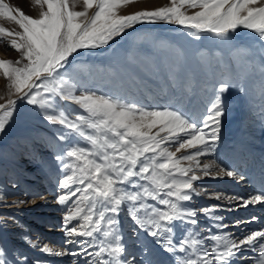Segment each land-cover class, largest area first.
Listing matches in <instances>:
<instances>
[{
	"label": "snow or ice",
	"instance_id": "6c2138e0",
	"mask_svg": "<svg viewBox=\"0 0 264 264\" xmlns=\"http://www.w3.org/2000/svg\"><path fill=\"white\" fill-rule=\"evenodd\" d=\"M35 2L45 9L39 18L0 0V16L22 29L13 32L0 26V37H12L10 47L26 61L18 66L21 61L0 60V71L11 81L14 94L41 110L49 125L58 126L52 139L63 146L53 158L62 173L57 184L63 194L57 202L66 206L62 229L65 243L73 247L54 251L27 233L23 242L48 255L71 256L73 264H162L157 248L178 264H244L249 252L257 254L250 264H264V229L240 235L225 232L228 225L217 215L264 204V194L244 199L207 193V199L227 203L192 207L194 198L205 195L203 186L195 183L201 179L197 170L204 177L244 179L215 161L201 164L199 159L214 154L221 139L222 119L228 112L224 95L230 83L222 80L213 86L212 100L197 119L178 108H149L81 90L72 71L79 50L108 45L144 22L176 24L197 40L207 33L225 42L238 29H250L264 44V0H171L169 7L131 15L118 14L131 0H82L83 11L74 10L80 0ZM185 6L200 10L188 15ZM93 7L96 11L89 17ZM238 90L247 92L242 85ZM64 102L77 107L68 111ZM16 103L9 99L0 104V135L12 122ZM173 144L175 151L170 150ZM182 149L195 151L178 157ZM121 214L131 219L135 234L151 238V245L143 244L138 254L128 252ZM234 223L239 227L244 221ZM0 264L47 262L30 261L23 252L16 255L0 243Z\"/></svg>",
	"mask_w": 264,
	"mask_h": 264
},
{
	"label": "rangeland",
	"instance_id": "374dc122",
	"mask_svg": "<svg viewBox=\"0 0 264 264\" xmlns=\"http://www.w3.org/2000/svg\"><path fill=\"white\" fill-rule=\"evenodd\" d=\"M4 3L13 10L19 8L33 18H39L41 11L45 10L35 0H4ZM70 4H73V0H70ZM169 6L171 0H131L130 3L119 8L118 14L131 15L139 11H152ZM74 10H84L82 0L74 3ZM199 10L187 6L183 9L188 15ZM95 11L93 7L88 10L87 15L91 17ZM14 14L19 17V13L14 12ZM0 26L13 32L22 31L14 21L2 16H0ZM188 31L184 26L176 24L144 22L126 29L108 45L79 50L72 69L79 89H91L100 94L120 97L136 103L138 100L140 102L141 99H147V93L152 91L157 96L167 97V105L164 107L178 108L189 115L194 114L192 116L195 117L200 114L199 119L212 100L213 86L224 80L221 77L230 63V73L234 81L230 83L231 87L224 95L228 112L222 119L221 139L215 146V153L200 157V162L205 164L215 161L220 164L219 161H224V157L230 151L227 147L231 141L229 139H232L231 135H244L245 140H249L256 150H264V115H262L264 67L261 65L264 44L250 29H238L226 42L207 33L197 40L191 37ZM181 38L196 42V48L189 58L180 43ZM11 39L12 37L7 35L0 37V60L21 61V65L18 66H22L26 61L20 52L10 47ZM223 47L228 48L226 54ZM117 48H122L124 51L122 62L113 59ZM185 83H189V86L186 87ZM10 84L11 81L0 71V104H7L9 99L17 102L12 122L6 127V133L0 135V243L16 255L23 252L30 261L39 259L46 261L47 264H73L71 256L48 255L29 247L22 240V236L27 233L33 241L47 244L54 251L73 247L65 243L66 237L62 229V216L66 206L57 202L58 195L63 194L57 184L62 173L53 158L63 146L62 143H54L52 139L58 126L49 125L40 115L41 110L27 104L26 100L21 99V94H14ZM241 85L247 89L246 93L238 90ZM255 87L258 89L255 90ZM175 99L178 101H174ZM63 106L68 111L77 107L71 102H64ZM149 108L163 107L156 104ZM235 141L236 145L238 144L236 147L239 148V141L237 139ZM175 148V144L170 146L171 151H175ZM193 151L195 150L182 149L177 156ZM243 159L245 156H241L238 160L239 164L236 165L246 168ZM182 163L187 166L189 162ZM197 175L201 176V179L195 183L203 186L202 191L205 195L194 198L193 207L199 208L202 205L226 201L207 199V193L230 194V190H224L223 184L222 187H215L213 184L216 178L204 177L198 170ZM244 183L241 179H237L233 187L245 192ZM52 186L54 193L46 189ZM219 213L223 214L224 211ZM256 213L262 214L261 218L264 219L263 210L258 209ZM227 217L226 214L223 222L232 225L230 218ZM244 219H246L244 216L239 218L245 222ZM204 223L210 222L204 221ZM245 225L242 223L239 226L244 229ZM261 226L258 225L255 230L264 229ZM134 227L131 219L121 214V228L130 253L133 251L137 237L145 236L143 233L135 234ZM243 232L247 234L250 229ZM146 238L151 240L150 237ZM156 250L159 251L158 248Z\"/></svg>",
	"mask_w": 264,
	"mask_h": 264
},
{
	"label": "bare ground",
	"instance_id": "6f19581e",
	"mask_svg": "<svg viewBox=\"0 0 264 264\" xmlns=\"http://www.w3.org/2000/svg\"><path fill=\"white\" fill-rule=\"evenodd\" d=\"M180 40H181L180 43L182 44L183 48L186 51L187 58H189V55H192V53L194 52V50L196 48V42H194V41H193L194 43L191 42L192 39H191V41H188L187 39H184V38H181ZM223 49H224V47H223ZM224 50H225L224 53L226 54V52L228 51V48H226ZM113 56H114L113 59L115 61H121V62L124 61L123 49L122 48L115 49ZM224 70H225V74L223 76L219 73L222 76L221 78L228 81L229 83H232L234 81L233 80L234 78H233V75L230 73L231 72L230 63H228L227 69H224ZM188 84L189 83H185V86L188 87L189 86ZM198 86L201 87V85H198ZM257 89H258V87H255V90H257ZM198 91H199V89H198ZM147 94H148L147 95L148 97H146L147 99H145V100L141 99L140 102H139V100L137 101L140 105H144L147 107H152L156 104L159 107L160 106L164 107L165 105H167L166 100H168V99L166 96H157V94L155 92H152V91L147 93ZM194 94H195V92H194ZM200 94H202V93H200ZM174 101H176V99ZM189 103H190V101H189ZM175 105H177V104L175 103ZM192 115H194V114H192ZM199 115L200 114H198V116ZM198 116H196L197 119H198ZM231 137H232V139H229L231 141L229 143V146L227 147L228 150H230V151L227 152L226 156L224 157V161H219V163H220V165H222V166H224L230 170L236 171L239 176L244 177V179L242 180V183L245 182L243 186L246 187V191L241 192L240 188H237V187L234 188L233 187L235 185L234 184L235 180H237L238 178H228V177H224L222 179L216 178L214 180L213 185L215 187H222V184H223L224 190L229 189L230 191L229 190L228 191L230 194H232L236 197H242L244 199H248L255 194H264V152H263L264 150L263 149L262 150L261 149L256 150L254 148V145H252V143L249 140H247V141L245 140L244 135H231ZM236 139L239 141V145H240L239 148L236 147L238 145V144L236 145V141L234 142V140H236ZM241 156H245V159H243L244 160L243 162H245V164L247 165L246 168H242L239 165H236V164H239L238 160L240 159ZM44 188H46V187H44ZM46 189L50 193H54V187L53 186H52V188L47 187ZM46 197H47V195H46ZM237 202L238 201L233 202L234 207H235L234 204ZM222 203L226 204L227 201H224ZM258 209H261L264 211V204L249 205L247 208H238L236 210H225L223 213L224 215L222 213L218 212L217 214L223 216L224 219L226 218V214H227V216H228L227 219L230 218V221L232 222V225L224 222L225 224L228 225V227L226 229H224L223 231L240 235V234H244L243 231H245V230H248V229H250V231L255 230V228H257L258 225H262L261 228L264 227V219L261 218L262 214H258V215H257V213L255 214V211ZM242 216H244L246 218V219H244L245 220L244 224H246L245 225L246 227L244 229L240 228V226L236 227L235 223H234L236 220H239V218H241ZM252 217H256L257 219L253 221L251 219ZM143 244L151 245V240L147 239L143 235H140L139 237H137V240L135 241L134 247L132 249L133 251L131 253L132 254H138V251ZM158 252H159V259L161 260L162 264H178V262L176 260H174L170 254L160 252V250ZM256 255L257 254L255 252H249L247 254L248 259L244 262V264H248V263L250 264V261L252 259H255Z\"/></svg>",
	"mask_w": 264,
	"mask_h": 264
}]
</instances>
